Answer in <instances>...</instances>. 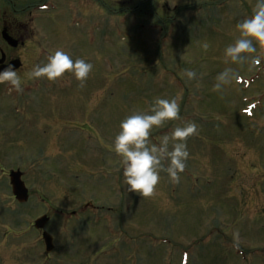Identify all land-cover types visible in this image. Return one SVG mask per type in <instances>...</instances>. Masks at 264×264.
I'll list each match as a JSON object with an SVG mask.
<instances>
[{
	"label": "rangeland",
	"instance_id": "1",
	"mask_svg": "<svg viewBox=\"0 0 264 264\" xmlns=\"http://www.w3.org/2000/svg\"><path fill=\"white\" fill-rule=\"evenodd\" d=\"M51 1L52 18L31 30L20 54L29 62L22 89L0 84L8 264L22 252L32 257L25 264H62V254L68 264H264V47L231 65L239 83L213 87L230 66L224 48L239 38L236 25L256 0ZM26 3L6 0L7 12ZM56 50L93 64L83 84L71 73L29 76ZM158 97H175L180 114L154 128L150 144L168 136L171 148L175 127L189 123L196 133L186 139L179 181L161 170L153 194L143 196L128 191L113 141L122 119L150 111ZM12 171L23 174L26 204L13 194ZM88 202L96 209L83 208ZM41 216L51 218V260L41 256L38 235L26 232Z\"/></svg>",
	"mask_w": 264,
	"mask_h": 264
},
{
	"label": "clouds",
	"instance_id": "2",
	"mask_svg": "<svg viewBox=\"0 0 264 264\" xmlns=\"http://www.w3.org/2000/svg\"><path fill=\"white\" fill-rule=\"evenodd\" d=\"M236 28L239 38L224 48L225 62L230 66L220 71L213 85L215 90H222L233 81L239 83L242 79L232 64L242 65L249 59L248 54L256 53L257 47H264V0H256L252 14L239 23ZM207 48V45H204ZM252 62L260 63L259 57H252ZM93 64L83 58L73 59L66 51L56 50L48 56L45 64L36 65L29 73L30 77H46L54 81L65 73H71L83 84ZM186 77L196 78L197 72L192 69L185 70ZM9 82L18 91L22 89V78L12 64L0 70V83ZM180 105L175 97H158L150 106L148 112H134L119 123L113 147L122 157V175L128 191L150 196L160 181V171H166L172 180L179 181V173L186 167L189 157L186 139L196 133V125L189 123L186 126H177L171 133L176 141L169 147V137L165 136L159 144H150L149 137L154 128L163 126L168 121L179 118ZM167 160V167L163 161Z\"/></svg>",
	"mask_w": 264,
	"mask_h": 264
},
{
	"label": "flooded vegetation",
	"instance_id": "3",
	"mask_svg": "<svg viewBox=\"0 0 264 264\" xmlns=\"http://www.w3.org/2000/svg\"><path fill=\"white\" fill-rule=\"evenodd\" d=\"M25 1L27 3L24 5V7H22L23 5L19 6L20 9H16L12 13H8L6 8L7 6L6 0H0V66L1 67H6L8 64L14 63L19 59L21 60L22 59L20 55L21 51H24L27 48H29L30 47L29 42L30 40L32 41L33 36L31 30L34 29L35 27H38V24L41 21H47V18L48 19L52 18L50 0H33L32 2H30V0L29 1L25 0ZM44 5H49L50 9L41 10L40 7ZM5 29L7 30V34L11 39H13L14 41H18L17 47H13L12 45H10L7 42V40L3 37L2 32ZM21 62L23 64L22 67L19 70H17L19 75L21 74V72L25 71V69L27 68V63H29L27 59L26 62L24 60H22ZM86 206H90V207L85 209H90V210L96 209V207H94V205H92L90 202L84 204L83 208ZM0 217H2L1 213H0ZM26 232H28V234L31 233L37 234L38 239H36V242H38L41 248L45 247L43 240V234L45 232L44 230L29 229ZM15 237L17 241L18 240L20 241L22 239V235H16ZM3 245L4 244H2V238L0 237V264H8V260L5 259L6 257L5 254L7 252V249ZM54 245H55V241H54ZM56 249L57 247L54 246L53 249L54 254L56 253ZM20 254L21 255L17 258V261H15V263L12 264H25L27 261L30 262L29 260L32 259L29 252H25V253L22 252ZM46 254L45 253L41 254L43 259L51 260L52 259V256L50 255L51 253L49 254L46 253ZM82 254L83 252L81 253V255ZM25 256H27L26 260L24 259ZM61 258H62L61 260L58 259L56 260L63 262L62 264H68L70 262L66 259L63 260L64 258H67L66 255L62 254ZM77 263L83 264L84 262L78 261ZM46 264H50V263L47 262Z\"/></svg>",
	"mask_w": 264,
	"mask_h": 264
},
{
	"label": "water",
	"instance_id": "4",
	"mask_svg": "<svg viewBox=\"0 0 264 264\" xmlns=\"http://www.w3.org/2000/svg\"><path fill=\"white\" fill-rule=\"evenodd\" d=\"M2 35L7 40V42L13 47H16L18 45V41H14L8 36L6 29L3 31ZM12 65L14 66L15 69H18L21 66L19 62H16L15 64ZM2 69L3 68H0V70ZM22 176L23 174L20 171H13L10 174V182H11L13 194L16 197V199L20 203H26L29 200V191L26 188L24 181L22 180ZM48 221H49L48 216H43L36 220L35 227L37 229H44ZM44 241L46 245V251L50 253L54 248L53 239L48 233H45Z\"/></svg>",
	"mask_w": 264,
	"mask_h": 264
}]
</instances>
